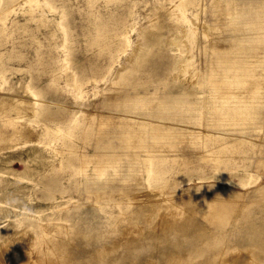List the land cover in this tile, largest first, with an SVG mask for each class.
<instances>
[{"label":"rangeland","instance_id":"obj_1","mask_svg":"<svg viewBox=\"0 0 264 264\" xmlns=\"http://www.w3.org/2000/svg\"><path fill=\"white\" fill-rule=\"evenodd\" d=\"M4 98L0 264L264 260V0H0Z\"/></svg>","mask_w":264,"mask_h":264},{"label":"bare ground","instance_id":"obj_2","mask_svg":"<svg viewBox=\"0 0 264 264\" xmlns=\"http://www.w3.org/2000/svg\"><path fill=\"white\" fill-rule=\"evenodd\" d=\"M182 4V2L180 3V5ZM261 85V84H260ZM229 92V91H228ZM9 102H11L13 105H14V108L16 109V110H19L23 105H24V103L23 102H21V101H18V100H16V99H11L10 101H7V100H5V98L3 99V100H0V109H6V108H8V104H9ZM240 113H236V117L239 115ZM4 136V134H1L0 135V137H3ZM224 198V197H223ZM232 202V201H231ZM217 204L218 203H214L213 202V204H208L207 206L208 207H206V215H207V217H208V221L211 223V224H215V225H217V226H223L222 224L225 222V221H227V216H225V209H221V210H219V209H216L217 208ZM220 206H222V205H220ZM220 206H218V207H220ZM239 208V207H238ZM238 208L236 209V213H238ZM263 208V207H262ZM212 209H213V212H209V211H212ZM214 209L216 210V211H214ZM209 210V211H208ZM242 217V216H241ZM244 218H246V220H248V218L247 217H244ZM234 219V218H233ZM174 220H176V221H174ZM172 222L170 221V222H168L167 220V222L168 223H166L164 226L165 227H162V231H163V235H162V237H163V239L165 240V242L166 243H172L173 245H175V247L177 248V251H174L173 250V252H169L168 250H161L160 251V253H161V256L163 257V259L165 260V262L166 263H168V264H194L195 263V257H194V253H195V251L198 249V247H200V246H202L204 243H207V241H210L211 240V238L213 239L214 238V236L213 237H210L208 234H205V236L202 234V235H199L198 234V230L197 231H194V227L193 228H191V222H189V220L188 219H186V220H184V221H182V222H177L178 220L175 218ZM245 220V219H244ZM245 223H247L246 221H245ZM245 227H243V229H245V230H247L248 232H251V234H253V235H255V240L258 242V247H259V249H258V254H259V256H260V259L259 260H262V258H263V254H264V226L263 225H261V226H256V225H254V226H251V225H244ZM177 230V231H180V232H183L182 233V237H180V236H178L177 235V237H178V239L177 240H175V241H171L170 240V236H173V233H172V230ZM202 232V231H201ZM156 235H160V234H157V232L155 233ZM162 234V233H161ZM181 234V233H180ZM222 234V237L223 236H225V234H224V232L223 233H221ZM126 236H128V237H130V239H129V241L128 242H130L131 240L133 241H135L134 243H137V241H136V237H135V235H126ZM125 236V237H126ZM21 237H23V236H21ZM215 237H217V236H215ZM221 237V236H220ZM132 238V239H131ZM23 239V238H22ZM190 239V240H192V243L191 242H188V240ZM21 240V239H20ZM22 241V240H21ZM191 243V244H190ZM171 244V245H172ZM186 244H188V246L186 245ZM7 246H9V245H7ZM187 247V248H184V247ZM13 247V246H12ZM8 248V247H7ZM176 248H174V249H176ZM178 248L181 250H183V251H186V254H183V251L182 252H179V250H178ZM131 249V248H130ZM9 250V249H8ZM12 250H13V248H12ZM17 250V249H16ZM19 250V249H18ZM17 250V251H18ZM127 250V249H126ZM112 251V250H111ZM127 251H129V249L127 250ZM133 251V250H132ZM21 252V251H20ZM6 253V252H5ZM18 253V252H17ZM16 253V255H18ZM101 253V252H100ZM99 253V254H100ZM104 253V252H103ZM261 253H263V254H261ZM11 255H13V254H11ZM10 255V256H11ZM209 255H211V254H209ZM19 256V255H18ZM101 256V255H100ZM98 257V256H95L96 257V259H98L99 261H98V263H100V262H102V261H104V260H106V259H104V257L103 256H101V257ZM3 257V256H2ZM11 257H13V256H11ZM17 258V257H16ZM13 259H14V257H13ZM13 259H11V262H12V260ZM10 260V259H9ZM17 260H18V258H17ZM236 261H237V264H249V262H246V261H242L241 259H239L238 258V260H237V258L235 259ZM234 260V262L236 263V261ZM15 261V260H14ZM14 261H13V263H14ZM19 261V260H18ZM21 261V260H20ZM19 261V262H20ZM210 261V260H209ZM208 261V262H209ZM0 262H1V259H0ZM207 262V261H206ZM12 263V264H13ZM15 263H16V261H15ZM18 263V262H17ZM234 263V264H235ZM261 264H263L264 263V260H262L261 262H260ZM11 264V263H10ZM22 264V263H21ZM120 264V263H119ZM204 264H205V262H204ZM258 264V263H257Z\"/></svg>","mask_w":264,"mask_h":264}]
</instances>
